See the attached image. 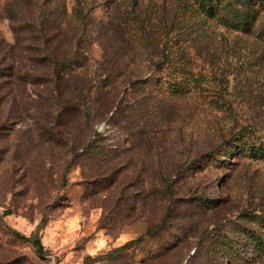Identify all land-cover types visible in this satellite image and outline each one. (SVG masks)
Segmentation results:
<instances>
[{"label":"rangeland","instance_id":"374dc122","mask_svg":"<svg viewBox=\"0 0 264 264\" xmlns=\"http://www.w3.org/2000/svg\"><path fill=\"white\" fill-rule=\"evenodd\" d=\"M247 2L0 0V60L17 21L57 9L82 38L74 49L79 64L88 55L87 75L99 77L98 36L113 24L115 42L130 30L147 46L139 59L151 94L175 104L147 153L125 122L107 120L73 150L70 132L68 142L39 135V108L20 118L23 98L3 100L0 264H264V0ZM180 63L181 93L168 78ZM166 103L146 111L168 114ZM140 105L132 111L143 129Z\"/></svg>","mask_w":264,"mask_h":264},{"label":"trees","instance_id":"16d2710c","mask_svg":"<svg viewBox=\"0 0 264 264\" xmlns=\"http://www.w3.org/2000/svg\"><path fill=\"white\" fill-rule=\"evenodd\" d=\"M208 1L203 0V6L208 7ZM247 4L255 7L254 0H248ZM55 10L51 9L48 14L41 7L39 15L35 16L36 12L29 13V17L14 25L15 41L6 46V54L0 60V88L5 87L9 91L0 94V103L4 100L21 105V96L27 105H22L20 118L32 107L39 108L40 114L35 117L39 135H46L57 142H68L65 134L70 132L73 150L90 140L94 121L107 120L115 124L125 122L132 140L135 141L138 136L145 141L146 144L142 141L141 145L145 146L147 153L152 151L156 127L162 120L174 119L170 117L175 114V104L171 100H157L151 94L152 72L148 73L149 70L139 59L147 46L134 41L130 30H122L120 40L115 42L117 31L113 24H109L98 36L101 41H105L101 43L103 61L98 64L99 77L87 75L88 55L85 53L84 62L79 64L77 48L74 49V45L79 46L82 38L77 37V31L69 33L64 25L69 28L71 19L64 18ZM251 18L253 15L247 13L244 21L248 30L253 23ZM162 52L161 63H165L171 55L164 49ZM179 66L182 64H175L168 78L173 92L181 93L187 89V85L186 79L181 77V73L185 74L184 69H179ZM139 92L145 94V98H137ZM25 94L28 100L24 99ZM138 101L140 107L143 106V115L139 117L143 129L132 111ZM164 102H167L168 114L164 115L160 111L150 114L146 111L148 105L152 107ZM145 111L149 113L148 117ZM170 177L163 179L166 191L173 187ZM165 215L172 216L168 210ZM35 242L41 245L40 240ZM39 249L42 247L39 246Z\"/></svg>","mask_w":264,"mask_h":264}]
</instances>
